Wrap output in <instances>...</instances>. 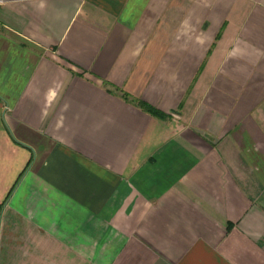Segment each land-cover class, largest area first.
<instances>
[{
    "label": "crops",
    "instance_id": "1",
    "mask_svg": "<svg viewBox=\"0 0 264 264\" xmlns=\"http://www.w3.org/2000/svg\"><path fill=\"white\" fill-rule=\"evenodd\" d=\"M0 264H264V0H0Z\"/></svg>",
    "mask_w": 264,
    "mask_h": 264
},
{
    "label": "trees",
    "instance_id": "2",
    "mask_svg": "<svg viewBox=\"0 0 264 264\" xmlns=\"http://www.w3.org/2000/svg\"><path fill=\"white\" fill-rule=\"evenodd\" d=\"M144 108H146L153 115H156V116H162L163 115L162 113H160L159 111H157L156 109H153L152 107H150L148 105H144Z\"/></svg>",
    "mask_w": 264,
    "mask_h": 264
}]
</instances>
